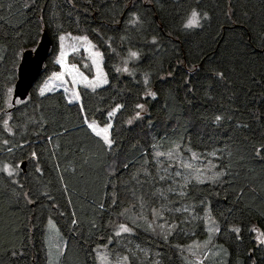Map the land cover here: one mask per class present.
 I'll return each instance as SVG.
<instances>
[{"label":"trees","instance_id":"trees-1","mask_svg":"<svg viewBox=\"0 0 264 264\" xmlns=\"http://www.w3.org/2000/svg\"><path fill=\"white\" fill-rule=\"evenodd\" d=\"M193 9L208 19L185 28ZM44 31L49 56L13 104L22 53ZM66 33L104 56L108 83L79 87L80 103L40 94ZM70 62L93 75L85 56ZM93 121L112 123L111 149ZM49 219L65 238L59 264H98L107 244L129 264H201L183 247L202 238V264H264V0H0V264H49ZM122 224L133 231L117 236Z\"/></svg>","mask_w":264,"mask_h":264},{"label":"rangeland","instance_id":"rangeland-1","mask_svg":"<svg viewBox=\"0 0 264 264\" xmlns=\"http://www.w3.org/2000/svg\"><path fill=\"white\" fill-rule=\"evenodd\" d=\"M63 35L65 36L64 50L68 53V55L66 56L64 63H58L61 68L60 71L50 74V76L45 79L40 89L45 88V86L47 85L45 93L56 90H63L67 94L71 102L80 103L81 99L79 94V87H87L86 81L84 80L85 77L87 78V81H96V77L100 75L101 78H106L108 81V76L104 67V56L102 50L88 37V35L71 33H66ZM84 38L87 39L85 40ZM60 51L61 49L59 41L58 59L60 57ZM70 55L85 56L86 58H88L93 66V75L89 76L77 64L70 62ZM56 74H59L61 78L58 79ZM103 85L105 84H99L96 88L102 87ZM11 97H13V93ZM88 124L97 125L98 130L99 128H103L107 125L100 124L96 121L89 122ZM110 124L112 125V123ZM111 131L112 127L109 130L110 138L112 140ZM201 162L202 164L196 162V160L186 161V164L191 163L192 167H194L203 165V159ZM20 164L21 163H19V165ZM117 164L118 161H115L113 167ZM176 173L179 172L177 171ZM180 176L182 178L184 177V179L187 178V174L185 173H180ZM206 223V229L209 232L207 240H210L212 238V235L215 233L216 227L218 226L216 225V222L209 219V217L206 219ZM118 231H120V228ZM255 233L259 241L264 240V235H262V231L259 228H255ZM46 242L48 248L49 264H59L65 249V238L60 230V227L54 219H49L46 224ZM207 245L208 243L206 242V238H202L198 242L192 241L188 243L187 246L184 245L183 249L186 251V254L188 256L192 257L196 261L202 262V257ZM220 255L221 252L216 248L213 251V259L218 263L223 262V258ZM124 258L125 256H120L119 254H117V252H115L108 244L100 247L97 252L98 264H124ZM127 264H129L128 259Z\"/></svg>","mask_w":264,"mask_h":264},{"label":"snow or ice","instance_id":"snow-or-ice-1","mask_svg":"<svg viewBox=\"0 0 264 264\" xmlns=\"http://www.w3.org/2000/svg\"><path fill=\"white\" fill-rule=\"evenodd\" d=\"M202 19H204V20L208 19L207 13H204L203 16H201V13L199 11L193 9L191 11L190 16L188 17L186 23L184 24V27L185 28L201 27L202 26L201 25V20ZM132 23L133 24H138V23H143V21H141V18L137 15V16H135V19L132 21ZM42 31H43V29H41V32ZM39 38L40 37H39V34H38L37 39H39ZM77 39H79V38H77ZM84 39L86 40L87 38H84ZM59 41H60V49H61V51H60V57H59L57 63H64L65 62V58L68 55V53L64 50L65 36L64 35H60L59 36ZM153 43H156L155 39H153ZM35 50H36L35 48L32 49V51H35ZM131 56L132 57H138V53L132 52L131 53ZM123 71L127 72L128 69L127 68H124ZM169 75H171V73H169ZM218 75L220 77H222L223 76V73H219ZM56 76H57L58 79L61 78L59 74H56ZM84 80L86 81L87 87H90L93 90H95V88L99 84H107L108 83L107 79L106 78H101L100 75H98L96 77V81H87V78L86 77L84 78ZM144 83L145 84L148 83L147 76L145 77ZM46 89H47V85L45 86V88L40 89V94L41 95H44ZM146 95L149 96V97H151V98H153V99L156 98V93L155 92H152V91H148L146 93ZM20 102L21 101L17 100V103H20ZM136 107L138 109L144 110V105L143 104H137ZM112 114L113 113H109L110 116ZM136 116H137V118H139L140 113L137 112L136 113ZM220 119H221V117H219V116L216 117V120L217 121H219ZM129 123H131V121H129ZM4 126H5V128H8V121L7 120L4 121ZM88 126H89V128L92 129L93 132H95V134L97 136H102L104 142L108 145L109 149H111V146L114 143V141L111 140V138H110L109 130L111 129L112 125L110 123H108L105 127L99 128V130H98V126L97 125L89 124ZM244 126L246 127L247 125H244ZM9 131H11V130L9 129ZM4 143L7 144L8 141L6 140V141H4ZM9 151H11V149H9ZM259 151L260 150L257 149V155H259ZM157 155H163V153H158ZM33 156H35V153H33ZM192 159H198V157L193 153L192 154ZM184 166L187 167V168H189V169L192 168V164L191 163H188V164H186ZM124 167L127 168L128 165L125 164ZM5 171H7V173H8L9 176L13 175V171H12V169L10 167H6L5 168ZM177 175H179V173H177ZM160 179L161 180H164L165 177L164 176H161ZM201 182H203V181H201ZM133 194L135 195V193H133ZM161 195H163V193H161ZM181 195H186V193H181ZM113 203H115V199L113 200ZM100 207L103 208V205H100ZM185 210L187 211V209H185ZM72 223L73 224H76L77 222H76V220H73ZM119 227H120V231H118L116 233L117 236H120L122 233H131L133 231L127 225H123L122 224ZM149 227H151V225H149ZM215 231L219 232V228H216ZM232 231L235 232L237 234V238H239V235L238 234L240 232V229L239 228H234V229H232ZM262 235H264V233H262ZM260 244H264V240H260ZM124 264H127V257L124 258ZM201 264H202V262H201Z\"/></svg>","mask_w":264,"mask_h":264},{"label":"water","instance_id":"water-1","mask_svg":"<svg viewBox=\"0 0 264 264\" xmlns=\"http://www.w3.org/2000/svg\"><path fill=\"white\" fill-rule=\"evenodd\" d=\"M53 45L51 36L44 31L39 43L33 48L27 49L22 53L21 60L18 66V78L13 89V104L17 99L25 100L30 91L39 78L44 64L49 56ZM25 168V166H23Z\"/></svg>","mask_w":264,"mask_h":264}]
</instances>
